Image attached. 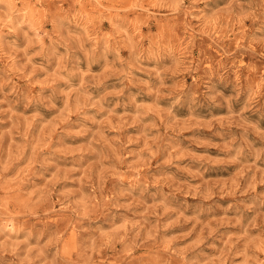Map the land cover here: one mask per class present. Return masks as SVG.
Segmentation results:
<instances>
[{
    "label": "rangeland",
    "instance_id": "374dc122",
    "mask_svg": "<svg viewBox=\"0 0 264 264\" xmlns=\"http://www.w3.org/2000/svg\"><path fill=\"white\" fill-rule=\"evenodd\" d=\"M0 264H264V0H0Z\"/></svg>",
    "mask_w": 264,
    "mask_h": 264
}]
</instances>
